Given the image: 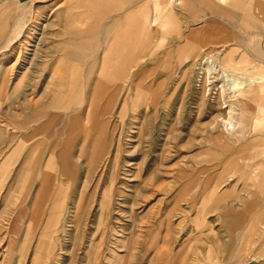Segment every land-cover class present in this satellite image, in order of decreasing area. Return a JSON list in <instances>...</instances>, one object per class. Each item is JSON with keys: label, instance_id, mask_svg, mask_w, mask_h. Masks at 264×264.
I'll use <instances>...</instances> for the list:
<instances>
[{"label": "rangeland", "instance_id": "obj_1", "mask_svg": "<svg viewBox=\"0 0 264 264\" xmlns=\"http://www.w3.org/2000/svg\"><path fill=\"white\" fill-rule=\"evenodd\" d=\"M117 1L0 0V264H262L264 193L226 172L228 138L264 130L258 0Z\"/></svg>", "mask_w": 264, "mask_h": 264}, {"label": "crops", "instance_id": "obj_2", "mask_svg": "<svg viewBox=\"0 0 264 264\" xmlns=\"http://www.w3.org/2000/svg\"><path fill=\"white\" fill-rule=\"evenodd\" d=\"M193 1V0H190ZM118 4V1L115 0V5ZM132 14V13H131ZM127 15V19L133 22H139L141 16L135 17V15ZM97 15V13H96ZM95 15V19H97ZM142 21L144 19H141ZM97 23V21H96ZM116 45V42H115ZM116 47V46H115ZM111 51V50H110ZM138 50H136L137 52ZM256 100L259 102V97H261V104L257 102L256 106L261 107L262 116L256 117V121H261L260 118L263 117L264 113V81H261L258 86L256 87ZM258 129H256V134L254 136H244V138H240L237 140H232L230 137L228 138V142H226V150L229 151V154L226 155V172H230L235 178L253 181V185L261 194L264 193V130H261L260 133ZM242 137V135H241ZM5 141L0 142V147L3 146ZM20 144V142H19ZM21 145V144H20ZM21 147L17 149V153L20 152L19 150ZM12 154V151L10 152ZM17 156V155H16ZM16 158V157H15ZM12 157L2 158L0 156V165L4 161H8L10 164H15ZM21 158V157H20ZM19 158V159H20ZM5 163V162H4ZM4 166V165H3ZM2 167V166H0ZM2 169V168H1ZM9 166H5L3 171L0 173V201L2 198L5 200L10 199V197L14 196L13 192L17 188V185H20L19 178L16 177L15 169L14 173L12 174L13 177H10L8 173ZM246 186V185H245ZM17 192V191H16ZM250 194V192H248ZM227 195V192H226ZM246 209L256 208L259 207L260 210L256 215L249 219V226L247 227L245 233H249L250 231H254L256 225L258 223L264 224V206L260 204V199L255 197L251 201L244 202ZM262 207V208H261ZM247 213H245L246 215ZM245 215L240 214L236 218V224H241L242 221L245 220ZM264 227V225H263ZM264 242V241H263ZM262 242V243H263ZM264 264V262L262 263Z\"/></svg>", "mask_w": 264, "mask_h": 264}, {"label": "bare ground", "instance_id": "obj_3", "mask_svg": "<svg viewBox=\"0 0 264 264\" xmlns=\"http://www.w3.org/2000/svg\"><path fill=\"white\" fill-rule=\"evenodd\" d=\"M165 2V1H163ZM167 2V1H166ZM173 3H176V6L179 4L177 2V0H174ZM256 4V5H255ZM166 5V4H163ZM175 8V7H174ZM163 7L160 4H156L155 2V6H154V12L155 14H158L160 11H162ZM246 12L248 14H257V15H261V20L264 21V3L263 0H258L254 2V6L253 7H248L246 9ZM173 15V14H172ZM171 15V16H172ZM156 17V16H155ZM254 17V16H253ZM142 19V16L140 17ZM171 18V17H170ZM140 19V21L138 22V25L136 24V30H140V29H144L145 27V23ZM176 19V18H175ZM258 19V18H257ZM156 20V18L151 19V22L153 23ZM253 20H256V16ZM258 22V21H257ZM151 23V24H152ZM259 24V23H258ZM256 25V24H255ZM129 27V26H128ZM125 28V27H124ZM128 30V29H127ZM135 32V30H134ZM130 31H126V32H119V39L117 40L118 42H116V50L113 52H107L105 55V59L103 62H112L113 63V71L112 74H110L108 78H117L118 76H121L122 74H124V72H126V69L129 68V64L128 62L131 61L132 57L134 56L131 46H132V40L130 39L131 36ZM240 35V34H239ZM237 36V35H236ZM246 40V39H245ZM249 53V52H248ZM102 62V63H103ZM220 62V61H219ZM221 63L225 64L226 67H231L232 62H231V55L230 52L226 53V55L223 56V58L221 59ZM107 77V76H106ZM112 80V79H111ZM101 87L104 88L105 84L103 82L100 83ZM106 88V87H105ZM100 89V87L98 88ZM97 89V91H98ZM238 90V89H237ZM237 90H234V92L232 91L233 95L236 96L238 94ZM243 124V122H242ZM98 125V124H97ZM226 125H228L230 128H233V124L229 121H226ZM227 126V129H228ZM89 129V128H88ZM234 129V128H233ZM241 131V130H239ZM236 132V131H235ZM241 138V137H240ZM97 152V151H96ZM98 161V160H97ZM55 211V209H54ZM56 212H53L52 215H50V221L52 220L53 215H55Z\"/></svg>", "mask_w": 264, "mask_h": 264}]
</instances>
